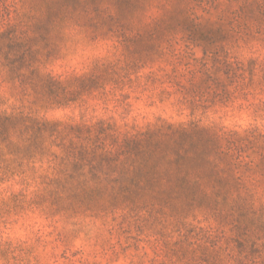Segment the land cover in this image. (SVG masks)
Segmentation results:
<instances>
[{
  "label": "rangeland",
  "instance_id": "1",
  "mask_svg": "<svg viewBox=\"0 0 264 264\" xmlns=\"http://www.w3.org/2000/svg\"><path fill=\"white\" fill-rule=\"evenodd\" d=\"M259 1L260 13H249L255 0H0V118L55 123L65 145L97 158L82 185L53 184L62 176L17 159L0 122V264H186L187 248H264V184L254 214L132 184L153 172L134 137L151 130L152 140L169 126L241 140L240 160L253 164L246 174L264 178ZM241 7L247 13L234 14ZM207 139L199 134L186 148L216 149ZM101 150L112 152L103 166Z\"/></svg>",
  "mask_w": 264,
  "mask_h": 264
},
{
  "label": "trees",
  "instance_id": "2",
  "mask_svg": "<svg viewBox=\"0 0 264 264\" xmlns=\"http://www.w3.org/2000/svg\"><path fill=\"white\" fill-rule=\"evenodd\" d=\"M190 1L202 2V0ZM251 6H254V9H250L249 13H260L263 8V4L259 0L249 4V7ZM238 12L234 14L247 13V9L241 7ZM26 57L25 55L24 59ZM36 70V68H32L31 73H35ZM46 80L45 82L50 83L55 91H64L62 84L52 77L48 76ZM0 122L6 126L3 142H6L7 147H15L14 153L17 159L48 164L54 174L62 176L60 179H49L51 183L77 180L82 185V182H85L87 178L84 172L87 164H90L91 170L94 171L97 162L96 152L75 146L72 143L65 145L55 123L26 118L22 114H11L0 118ZM166 130L168 133L162 134V127L158 129L152 134V140L151 130L134 137L135 144L144 143L146 145L144 146L145 150L141 153H148L150 160H147L153 162V172L151 175V168H146L144 175H134L133 185L137 184L141 190L151 191L158 188L159 192L170 198L174 196L175 198L183 197L193 200L197 195H200L203 198H213L216 204L224 205L233 202L234 205L242 206L245 212L254 214L255 189L257 184H264V178L258 180L246 174L252 170L253 164L252 161L244 163L243 160H240L242 158L241 148H243L241 140L238 141L222 134L209 135V130L196 129L190 132L184 128L174 129L171 126ZM161 134L168 137L165 144L160 143L163 141L157 139ZM199 134L208 138L209 141L216 142L218 144L216 149L211 147L195 148V150L186 148V141L195 142L194 139L196 140V136ZM151 143H153L152 160ZM162 145L166 146L165 154L158 152ZM53 147H57L59 152H54ZM101 151L99 160L103 166L111 158L112 152ZM217 156L225 160V168H221L219 162H216ZM115 161L117 162V160ZM109 165H116V163ZM241 167L246 168L243 174L237 171ZM112 181L118 182L119 179L114 178ZM261 206L262 209L263 203ZM184 252L183 257L185 256L186 264H264V248L260 249L255 245L247 249L245 245L241 244L235 250L229 245L223 247L212 243L210 248H187Z\"/></svg>",
  "mask_w": 264,
  "mask_h": 264
}]
</instances>
